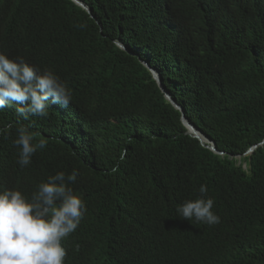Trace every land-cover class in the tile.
<instances>
[{
  "label": "trees",
  "instance_id": "obj_1",
  "mask_svg": "<svg viewBox=\"0 0 264 264\" xmlns=\"http://www.w3.org/2000/svg\"><path fill=\"white\" fill-rule=\"evenodd\" d=\"M81 1L92 13L73 0H0V52L71 91L46 117L0 109V190L30 197L78 170L69 186L87 211L62 240L64 264H264V0ZM141 60L224 154L187 132ZM20 126L47 142L23 168ZM202 184L212 226L176 212Z\"/></svg>",
  "mask_w": 264,
  "mask_h": 264
},
{
  "label": "clouds",
  "instance_id": "obj_2",
  "mask_svg": "<svg viewBox=\"0 0 264 264\" xmlns=\"http://www.w3.org/2000/svg\"><path fill=\"white\" fill-rule=\"evenodd\" d=\"M70 102L67 83L53 70L41 71L23 57L10 59L0 52V109L16 105L17 116L28 120L30 116L46 117L50 103L67 108ZM6 130L0 129V133ZM17 132V163L23 168L37 150L46 148L47 142L40 139L33 143L25 126ZM126 154L127 149L119 159L123 161ZM118 171V163L110 169L113 174ZM78 175L75 169L68 175L57 172L41 182L30 197L16 189L0 190V264H64L67 250L62 240L78 228L87 211L85 201L69 186ZM198 191V197L177 206V216L209 226L220 223L207 186L200 185Z\"/></svg>",
  "mask_w": 264,
  "mask_h": 264
},
{
  "label": "water",
  "instance_id": "obj_3",
  "mask_svg": "<svg viewBox=\"0 0 264 264\" xmlns=\"http://www.w3.org/2000/svg\"><path fill=\"white\" fill-rule=\"evenodd\" d=\"M77 5H79L81 8H83L84 10H86L88 13H92L91 9L85 4L83 3L81 0H73ZM121 48L125 49V46H123L122 44H118ZM142 61V60H141ZM142 63L150 70V72L152 73L154 79H156L159 87L161 88L162 92L164 93L166 99L172 104L174 105L177 109L180 110L181 112V119H182V122L183 124L189 129L188 127V124L186 123V120L189 121L198 131H200L201 133H203L199 128H197L188 118L187 116L185 115V111H184V108L178 104L175 99L172 98V96L170 95V93L166 90V88L164 87L161 79H160V76L157 74L156 70H154L146 61H142ZM189 132V130H188ZM191 134V132H189ZM204 134V133H203ZM194 137H196L201 143V139L198 135L196 134H192ZM205 135V134H204ZM206 136V135H205ZM207 137V136H206ZM208 138V137H207ZM209 141L211 142L212 145H207V144H203L205 147L211 149L212 151H214L215 153H218V154H224L223 151H220L216 148V145L215 143L210 139L208 138ZM264 144V140L260 143V145H263ZM259 145V144H258ZM258 145H254L253 147H251L250 149H248L246 151V153L244 155H249L251 153H253V151L258 147Z\"/></svg>",
  "mask_w": 264,
  "mask_h": 264
},
{
  "label": "bare ground",
  "instance_id": "obj_4",
  "mask_svg": "<svg viewBox=\"0 0 264 264\" xmlns=\"http://www.w3.org/2000/svg\"><path fill=\"white\" fill-rule=\"evenodd\" d=\"M119 44V43H118ZM142 61H144V60H142ZM157 74H158V72H157ZM159 75V74H158ZM154 78V77H153ZM156 80V79H155ZM186 123L188 124V127H189V131H191V132H195L201 139H203V140H205L206 142H209V143H211L210 141H209V139L203 134V133H201L200 131H198L196 128H194V126L189 122V121H187L186 120ZM196 129V130H195ZM202 141V140H201ZM203 143V142H202Z\"/></svg>",
  "mask_w": 264,
  "mask_h": 264
}]
</instances>
